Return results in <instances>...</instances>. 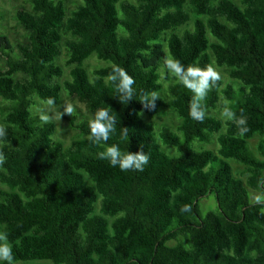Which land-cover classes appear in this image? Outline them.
Instances as JSON below:
<instances>
[{
  "label": "trees",
  "instance_id": "1",
  "mask_svg": "<svg viewBox=\"0 0 264 264\" xmlns=\"http://www.w3.org/2000/svg\"><path fill=\"white\" fill-rule=\"evenodd\" d=\"M30 5L15 13L23 42L14 47L0 33V232L14 264H264V202L248 194L264 195V0H80L70 12L63 0ZM63 48L70 71L60 82ZM93 56L106 65L90 78L84 64ZM168 61L176 80L165 101ZM213 65L233 83L208 78ZM117 67L134 80L137 99L127 105L109 79ZM193 83L204 85L203 121L190 115ZM151 91L159 99L147 108L138 98ZM63 92L91 115L64 116L77 132L68 146L31 113L33 98L58 105ZM221 105L224 119L212 115ZM100 108L115 118L108 144L148 155L143 171L99 158L106 145L88 140L87 124ZM162 109L180 119L175 132H156ZM228 113L245 119L244 135ZM195 142L217 149L195 150ZM228 161L243 167L244 180ZM210 196L217 209L202 218L198 204Z\"/></svg>",
  "mask_w": 264,
  "mask_h": 264
},
{
  "label": "rangeland",
  "instance_id": "2",
  "mask_svg": "<svg viewBox=\"0 0 264 264\" xmlns=\"http://www.w3.org/2000/svg\"><path fill=\"white\" fill-rule=\"evenodd\" d=\"M66 3L67 11L70 12L75 8L77 4L80 3V0H63ZM235 4L240 6V0H232ZM18 10H25L30 11L31 5L30 0H1L0 1V33H3L9 37L11 40L13 46L15 47V44L17 42H23L25 40V31L17 24L15 20V13ZM187 10L192 13V10L187 7ZM194 17V15H193ZM189 29L192 28V24L188 26ZM64 39L68 38L67 35H63ZM67 59V52L63 48L62 54L60 55L57 63L63 68L64 70V77L60 80L62 82L65 79H69V71L70 68H67L65 66V60ZM106 65L104 62L98 61L95 56L91 57L89 60H87L84 64V68L86 69L88 75L90 78L93 77V73L96 69L101 68ZM3 63L0 65V69H2ZM166 75L163 81V92L162 96L165 99V101H168V97L166 94V86L174 82L176 80L173 68H172V62L168 61V66L165 69ZM216 76L219 77L225 84H232L233 81L229 78L228 72L224 68H218L216 65H213L211 70ZM204 85H201L203 87ZM61 101L58 105H48L46 103L40 102L37 98H33L34 105L31 107V113L32 116L38 117L40 119L41 115H48L50 117L48 123H52L55 126V135L53 139L55 141L61 142L64 146H68L77 136V132L72 129L67 121L64 119V116H67L69 118L75 117L77 119V122H80L84 119L90 118V113L88 111V108L86 104L79 102L78 100L71 98L66 95L65 92L61 95ZM5 103L0 100V108H3ZM71 107L73 109L72 113L65 112V109ZM219 110L217 112H212V115L224 119V115L222 114L224 105L220 106ZM1 114V109H0ZM1 119V117H0ZM147 122V120L145 118ZM152 123L155 125L156 132L159 133L160 130L163 127L170 128L173 132H175L176 128L180 124V119L176 116V114L171 111L170 109H162L159 115H157L154 120H152ZM261 141V138L254 137L249 141V145L251 147L252 152L258 157L261 158L259 155L258 150V144ZM162 152H164L167 156L173 157L177 155L176 149L168 146L162 145L160 143ZM192 147L195 150H213L215 151L217 149L216 143L213 145H206V144H200L198 142H195L192 144ZM230 166L233 169V172L237 178H241L244 180L243 175V167H240V165L236 164L234 161H228ZM6 188L0 184V191H4ZM249 199L251 203H262L264 202V195L259 192H252L249 191ZM200 216L203 218L206 213L216 210L217 209V203L214 198V196H210L208 198L202 199L198 204ZM264 212V210H263Z\"/></svg>",
  "mask_w": 264,
  "mask_h": 264
},
{
  "label": "clouds",
  "instance_id": "3",
  "mask_svg": "<svg viewBox=\"0 0 264 264\" xmlns=\"http://www.w3.org/2000/svg\"><path fill=\"white\" fill-rule=\"evenodd\" d=\"M177 67V66H174ZM177 71L181 73L183 76L184 69L177 67ZM193 70H189V75L192 74ZM208 78L218 79L211 70L206 73ZM109 79L113 82H117L118 87V101L121 104L127 105L129 101L136 98V93L133 89L134 80L131 76H129L126 72L121 70L120 68L114 69L113 74L109 76ZM192 90L195 93L193 98L190 115L197 120L203 121L204 112L201 110L200 101L203 100L205 95V90L202 87H198L196 83L191 84ZM159 99V95L155 91L146 92L139 96L138 100L147 108H154L155 101ZM48 105H54V98L49 97L47 99ZM73 109L68 107L65 109V112L72 113ZM229 116H232L234 122L239 128L240 134L244 135L248 129L243 127L246 121L243 117L239 119H235L234 114L228 113ZM50 117L48 115H41L40 120L47 123ZM115 124V118L110 115L107 109H97L94 118L88 121L87 127L89 130L88 140L96 145L104 144L103 151L98 153L99 158L103 160H107L111 166L119 167L122 171L128 170H138L143 171L144 167L148 164L150 157L145 153L132 154L129 151L122 152L119 145L117 144H108L110 139V133L113 130ZM6 136V129L4 126H0V139H3ZM185 212H190L191 208L189 206H185L183 209ZM7 242V233L0 232V264H14V255L10 246H8Z\"/></svg>",
  "mask_w": 264,
  "mask_h": 264
}]
</instances>
